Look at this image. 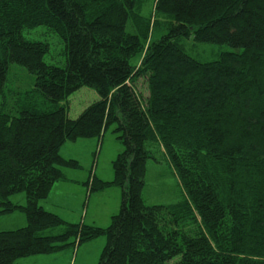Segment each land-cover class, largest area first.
I'll return each mask as SVG.
<instances>
[{"label":"trees","instance_id":"1","mask_svg":"<svg viewBox=\"0 0 264 264\" xmlns=\"http://www.w3.org/2000/svg\"><path fill=\"white\" fill-rule=\"evenodd\" d=\"M144 1L0 0V215L27 220L0 231V264L100 235L97 264H264V0H153L147 17ZM39 26L62 41V66L45 62L47 42L24 36ZM191 37L232 51L198 62L175 44ZM11 65L57 106L23 102L5 112ZM83 86L98 99L71 119L60 103ZM112 125L123 150L112 162L121 203L111 224L45 211L38 201L64 178L60 168L79 167L60 146ZM158 152L185 192L174 204L142 198L146 162ZM17 192L24 206L9 200ZM58 226L66 230L44 234Z\"/></svg>","mask_w":264,"mask_h":264},{"label":"rangeland","instance_id":"2","mask_svg":"<svg viewBox=\"0 0 264 264\" xmlns=\"http://www.w3.org/2000/svg\"><path fill=\"white\" fill-rule=\"evenodd\" d=\"M153 0H145L143 14L148 16ZM151 3V4H150ZM130 30V29H128ZM130 32V31H128ZM156 35V34H155ZM24 36L41 40L49 44V53L44 60L48 64L62 66L65 62L64 45L60 38L44 26L24 31ZM179 42V43H178ZM180 49L198 62L213 61L221 52L232 51L227 45L200 43L193 38H180L175 41ZM34 76L26 69L11 65L10 73L4 87L6 101L5 112L18 109L23 102L34 103L40 110L50 111L57 105L44 100L32 92ZM137 93L146 96V83L139 79L135 84ZM32 94L29 98L28 95ZM98 99V94L89 87H81L73 92L61 105H64L69 118H76L91 102ZM34 100V101H33ZM3 108V107H2ZM123 145L114 133V125L104 129L97 137L78 138L75 141H65L59 148V154L65 159L75 160L78 168H60L63 179L56 181L48 196L38 201L45 210L58 215L64 222L80 224L105 229L111 224L112 217L117 215L121 203V189L110 183L113 181L112 162ZM146 162L142 198L147 205H169L183 199L184 189L179 182L168 160L160 153ZM99 182L110 183L99 189ZM92 184L97 187L91 190ZM99 189V190H98ZM9 200L18 205L26 204L24 192H17ZM24 212L15 211L0 215V231L14 230L26 225ZM66 228L62 226L48 229L44 234H61ZM73 239L69 244L46 254H34L18 257L12 264H97L106 243V236L100 235L88 241L75 244ZM72 241V242H71ZM60 245V243H56ZM175 259L166 264H175Z\"/></svg>","mask_w":264,"mask_h":264}]
</instances>
